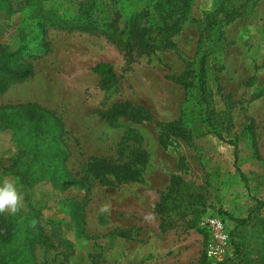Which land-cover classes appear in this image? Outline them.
Returning <instances> with one entry per match:
<instances>
[{
	"label": "rangeland",
	"instance_id": "rangeland-1",
	"mask_svg": "<svg viewBox=\"0 0 264 264\" xmlns=\"http://www.w3.org/2000/svg\"><path fill=\"white\" fill-rule=\"evenodd\" d=\"M93 1L104 24L80 28ZM10 3L0 0V44L19 50L34 73L0 94V108L37 104L52 112L62 133L43 134L36 144L51 160L67 156L79 179L92 158L126 162L134 152L147 155L133 181L89 178L66 189L37 182L23 209H41V224L54 242L36 249L37 263L235 264L237 243L257 247L264 227V0ZM82 3H88L85 9ZM143 10L154 25L168 24L170 44L153 52L118 45ZM204 53L202 97L194 83ZM98 63L111 66L114 84L103 86L93 71ZM119 103L148 118L105 115ZM9 111L11 125H0V184L8 179L16 185L2 166L17 155L24 126L16 110ZM171 122L190 138L164 131ZM58 148L67 153L57 154ZM173 175L182 178L189 208L162 232L155 206ZM252 255L241 264H261Z\"/></svg>",
	"mask_w": 264,
	"mask_h": 264
},
{
	"label": "trees",
	"instance_id": "trees-1",
	"mask_svg": "<svg viewBox=\"0 0 264 264\" xmlns=\"http://www.w3.org/2000/svg\"><path fill=\"white\" fill-rule=\"evenodd\" d=\"M4 1L11 5L10 0ZM94 2L89 4L91 6L87 8V11L85 10L88 22L80 23V28L97 30L104 24L105 18L98 16V5ZM87 5L88 3H82L80 8L85 9ZM145 11L135 13L132 20L125 26L124 32L121 33L125 38H117L119 46L124 45L132 51L153 52L159 44L171 43L169 40L171 28L168 24L164 23L163 26L159 27L154 25L150 22ZM206 61L207 55L204 53L200 59L198 80L196 84L194 83L202 97L206 93ZM93 71L100 76L103 86L108 87L116 82L115 72L106 63H98ZM33 73L32 64L23 61L19 50L12 51L0 44V94H3L11 85L27 80ZM174 81L185 87L193 85V82H184L180 78H176ZM9 109L11 111L16 110V114L21 119V125L24 127L17 133L19 145L17 155L8 159L2 168L4 174L16 179V185L25 197L28 195L29 190L42 180H48L55 187L61 189L76 184L84 185L89 178L106 182L115 180L118 183L133 181L139 177V167L147 161V155L143 151L134 152L126 162H116L103 157L92 158L85 165L84 177L79 179L68 168L67 156H64L67 151L66 148L57 149V154L64 153L62 156L65 160L55 161L51 160L52 156L50 154L43 153L36 144L43 134L54 133L56 135L57 132L62 133V124L53 116V113L37 104L4 106L0 108L1 126L6 127L12 123L9 120ZM105 115L110 118L124 116L135 121L148 118L145 111L132 106L130 103L116 104ZM163 128L164 131L174 137L185 140L190 138L189 132L178 123H166ZM63 150L66 151L63 152ZM235 157L237 159L236 154ZM36 166H41L42 170H36ZM186 203L182 192V178L179 175H173L165 193L155 206V212L160 218L162 232L171 229L176 224L177 217L187 212L189 207ZM261 206L264 207V203ZM41 218V209L31 206H28L26 210L22 208L15 215L0 214V264H39L35 257L36 249L54 246L52 237L41 224ZM243 222L247 223L248 220H243ZM257 238L259 240L256 244L257 247L246 246V240H242L235 245V254L239 260L235 264H241L240 261L246 259L248 254L251 253L255 262L264 264V227L261 228ZM200 264H206L205 259Z\"/></svg>",
	"mask_w": 264,
	"mask_h": 264
},
{
	"label": "clouds",
	"instance_id": "clouds-1",
	"mask_svg": "<svg viewBox=\"0 0 264 264\" xmlns=\"http://www.w3.org/2000/svg\"><path fill=\"white\" fill-rule=\"evenodd\" d=\"M24 207V193L15 183L4 179L0 184V214L9 213L15 215Z\"/></svg>",
	"mask_w": 264,
	"mask_h": 264
}]
</instances>
